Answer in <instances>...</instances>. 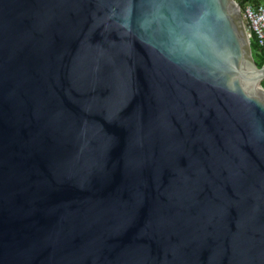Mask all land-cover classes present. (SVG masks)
<instances>
[{"label":"water","instance_id":"95a60500","mask_svg":"<svg viewBox=\"0 0 264 264\" xmlns=\"http://www.w3.org/2000/svg\"><path fill=\"white\" fill-rule=\"evenodd\" d=\"M263 79L236 0H0V264H264Z\"/></svg>","mask_w":264,"mask_h":264},{"label":"built area","instance_id":"2783aa9c","mask_svg":"<svg viewBox=\"0 0 264 264\" xmlns=\"http://www.w3.org/2000/svg\"><path fill=\"white\" fill-rule=\"evenodd\" d=\"M243 21L246 24L249 39L254 37L257 44L264 45V4L257 7L246 4L241 9Z\"/></svg>","mask_w":264,"mask_h":264},{"label":"trees","instance_id":"16d2710c","mask_svg":"<svg viewBox=\"0 0 264 264\" xmlns=\"http://www.w3.org/2000/svg\"><path fill=\"white\" fill-rule=\"evenodd\" d=\"M236 1L239 2V6L241 9H243V7L246 4H251L254 7L264 4V0H236ZM250 45H251L253 59L255 61L256 66L259 68L264 64V45L260 46L259 44H257L254 37H251ZM262 85L264 86V79L262 80Z\"/></svg>","mask_w":264,"mask_h":264}]
</instances>
